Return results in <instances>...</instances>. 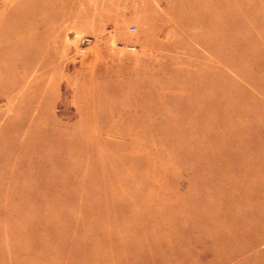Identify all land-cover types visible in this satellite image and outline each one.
Listing matches in <instances>:
<instances>
[{
    "label": "rangeland",
    "instance_id": "rangeland-1",
    "mask_svg": "<svg viewBox=\"0 0 264 264\" xmlns=\"http://www.w3.org/2000/svg\"><path fill=\"white\" fill-rule=\"evenodd\" d=\"M0 264H264V0H0Z\"/></svg>",
    "mask_w": 264,
    "mask_h": 264
}]
</instances>
